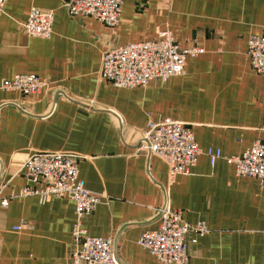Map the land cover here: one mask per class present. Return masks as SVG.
Returning <instances> with one entry per match:
<instances>
[{
	"label": "crops",
	"instance_id": "0c3cea01",
	"mask_svg": "<svg viewBox=\"0 0 264 264\" xmlns=\"http://www.w3.org/2000/svg\"><path fill=\"white\" fill-rule=\"evenodd\" d=\"M34 7L54 11L50 38L26 34ZM163 30L205 51L187 59L185 75L137 88L101 78L106 51ZM263 30L264 0H123L116 30L72 18L64 0H8L0 14V264H70L75 203L20 195L28 184L22 166L37 152L81 158L80 178L103 196L84 229L112 238L123 264H163L139 245L163 207L209 228L188 235V264H264V188L256 178L201 155L171 184L163 160L137 151L148 123L165 120L188 124L202 150L238 156L264 142V77L247 54ZM19 74L45 78L52 89L31 98L1 90Z\"/></svg>",
	"mask_w": 264,
	"mask_h": 264
},
{
	"label": "built area",
	"instance_id": "2783aa9c",
	"mask_svg": "<svg viewBox=\"0 0 264 264\" xmlns=\"http://www.w3.org/2000/svg\"><path fill=\"white\" fill-rule=\"evenodd\" d=\"M8 0H0V14ZM123 0H64V7L72 17H91L116 30L121 20ZM54 11L32 8L24 24L30 37L50 38L53 33ZM205 51L198 46L182 47L170 30L159 32L154 40L119 45L106 51L102 57L101 78L119 88L146 87L152 81L167 82L172 77L186 74L187 59ZM247 54L251 68L264 77V30L251 36ZM53 83L34 74H19L5 80L1 90L16 92L31 98L51 90ZM122 118L118 116V124ZM138 153L155 155L168 166L169 182L180 175H189L201 155L211 165L224 160L235 167L239 177H252L264 188V142L255 141L238 156H229L212 147L202 150L191 127L180 121L149 122L144 130ZM80 157L64 152H37L23 164L22 171L28 184L21 196H36L42 203L54 198H69L76 206V221L72 229L70 264H123L114 251L112 238L87 234L83 219L91 215L103 196L87 189L80 178ZM9 207V199L1 201ZM159 225L147 230L139 245L163 264H188L187 238L191 232L204 236L209 228L204 222L188 224L182 211L170 207L158 210Z\"/></svg>",
	"mask_w": 264,
	"mask_h": 264
}]
</instances>
